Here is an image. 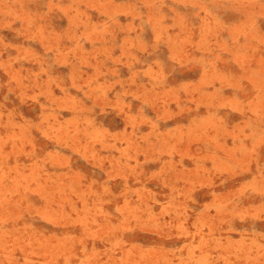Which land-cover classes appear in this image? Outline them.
<instances>
[{
  "label": "rangeland",
  "instance_id": "rangeland-1",
  "mask_svg": "<svg viewBox=\"0 0 264 264\" xmlns=\"http://www.w3.org/2000/svg\"><path fill=\"white\" fill-rule=\"evenodd\" d=\"M0 264H264V0H0Z\"/></svg>",
  "mask_w": 264,
  "mask_h": 264
}]
</instances>
